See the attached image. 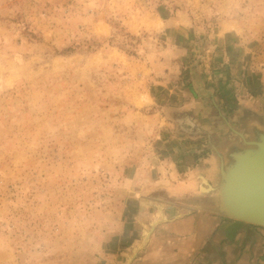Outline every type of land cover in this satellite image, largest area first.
<instances>
[{
  "label": "rangeland",
  "instance_id": "1",
  "mask_svg": "<svg viewBox=\"0 0 264 264\" xmlns=\"http://www.w3.org/2000/svg\"><path fill=\"white\" fill-rule=\"evenodd\" d=\"M239 122L264 0H0V264H133L158 163Z\"/></svg>",
  "mask_w": 264,
  "mask_h": 264
},
{
  "label": "crops",
  "instance_id": "2",
  "mask_svg": "<svg viewBox=\"0 0 264 264\" xmlns=\"http://www.w3.org/2000/svg\"><path fill=\"white\" fill-rule=\"evenodd\" d=\"M237 125L252 137L245 122ZM213 127L207 124L206 136ZM232 130L209 138L212 154L178 157L171 169L158 163L162 175L146 199L148 219L134 221L143 236L134 244L133 264H264V226L231 217L222 205V162L233 163L232 152L245 147Z\"/></svg>",
  "mask_w": 264,
  "mask_h": 264
},
{
  "label": "water",
  "instance_id": "3",
  "mask_svg": "<svg viewBox=\"0 0 264 264\" xmlns=\"http://www.w3.org/2000/svg\"><path fill=\"white\" fill-rule=\"evenodd\" d=\"M234 131L245 147L232 152L233 163L222 162V205L229 216L264 226V131L251 138ZM244 162L252 167L243 168ZM234 179L239 183L232 182Z\"/></svg>",
  "mask_w": 264,
  "mask_h": 264
},
{
  "label": "bare ground",
  "instance_id": "4",
  "mask_svg": "<svg viewBox=\"0 0 264 264\" xmlns=\"http://www.w3.org/2000/svg\"><path fill=\"white\" fill-rule=\"evenodd\" d=\"M241 166H243V168H246V169H250V167H252L250 164H248V162L242 163ZM232 182L235 183L237 181H235V179H234ZM237 183H239V181ZM230 184H232V183H230Z\"/></svg>",
  "mask_w": 264,
  "mask_h": 264
}]
</instances>
